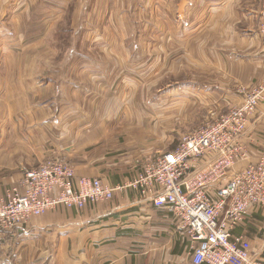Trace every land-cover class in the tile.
<instances>
[{"label": "crops", "instance_id": "1", "mask_svg": "<svg viewBox=\"0 0 264 264\" xmlns=\"http://www.w3.org/2000/svg\"><path fill=\"white\" fill-rule=\"evenodd\" d=\"M115 1L0 0V49L9 53L15 45L45 43L48 51L59 49L60 54L67 48L65 41L62 48L53 40L63 31L58 19L71 16L74 24L76 18H87L90 2H101L100 8L102 2L112 3L106 8L113 16L118 8L113 6ZM144 4V16L154 11L150 18L161 19L160 33L169 32V21L175 24L177 39L192 36L190 45L178 44L184 56L169 63L179 67L177 74L183 72V60H190L194 67L207 68L219 83L203 84L193 76L167 84V44L159 43V68L146 59L141 63L129 54L136 49L135 42L123 43L115 36L129 37V25L96 27L91 42L77 41L76 59L64 58L63 63L62 57L33 58L28 63L31 73L0 75V165L9 172L0 175L1 192L17 183L25 169L54 156L71 162L78 176L96 177L118 187L112 200L89 203L80 210L60 206L33 217L23 229L0 232V258L6 264L12 254L21 261L23 253L32 264L42 259L47 264H193L189 237L172 209L143 198L132 183L145 162L174 150L182 134L242 102L245 88L264 78V41L259 31L264 0H144ZM82 30L71 28L76 34ZM143 46L151 52L152 43ZM9 62L0 59L2 66ZM16 63V67L24 65L22 60ZM40 65H46V71L37 72ZM154 88L158 94L152 93ZM201 98L208 102L203 115L181 125L186 131L169 134V105L174 104L171 107L178 114ZM151 111L165 122L159 139L154 137L156 125L147 123ZM169 137H175L170 147ZM242 140L250 148L251 161H257L264 153V100ZM236 171L237 167L230 169L212 186L211 195L216 196ZM236 231L254 239L255 258L264 260V208L251 206ZM31 244L32 249H24Z\"/></svg>", "mask_w": 264, "mask_h": 264}, {"label": "built area", "instance_id": "2", "mask_svg": "<svg viewBox=\"0 0 264 264\" xmlns=\"http://www.w3.org/2000/svg\"><path fill=\"white\" fill-rule=\"evenodd\" d=\"M259 15L264 41V8ZM263 100L264 78L245 88L242 102L182 134L174 150L145 162L132 183L143 198L172 209L189 237L193 264H264L255 258L254 239L236 231L251 206L264 208V153L251 161L242 140ZM236 167L218 194L211 195V187ZM117 188L96 177L78 176L61 156L49 158L0 191V232L23 229L33 217L60 206L80 210L112 200Z\"/></svg>", "mask_w": 264, "mask_h": 264}, {"label": "rangeland", "instance_id": "3", "mask_svg": "<svg viewBox=\"0 0 264 264\" xmlns=\"http://www.w3.org/2000/svg\"><path fill=\"white\" fill-rule=\"evenodd\" d=\"M114 3L115 4L113 6L116 5L118 8H117V11L114 12L113 16H110V14L107 13V8H106L107 5L111 7L112 3L107 4V2H102L103 7L100 8L101 2H90L87 7V12H88L87 18H81V17H80L81 19L76 18L74 24L72 23L73 19L71 18V16L69 17L67 16L65 18L62 17L58 19L59 27H61L63 31L58 34H55L53 36V40L54 42H60V47H62L63 45L62 41H65V46L67 48V49L64 48L65 50L61 51L60 54H58L59 49H57L54 52L48 51L47 44L45 43L37 47H31L30 44L25 43L23 45L24 48L23 47L21 48V44L15 45L17 46V48H13L12 50H10L9 53H5L3 50L0 49V59L2 60L6 59V61H12V62H9L7 66L0 65V75H4L5 73H6L5 75H8L9 73H21V72H23V74L31 73V67L28 66V63L33 58H47V57L49 58V57H55V56L62 57V60L60 61L63 63L65 61L64 58L70 59L72 56H74L73 58L76 59L75 56H77V54L74 52L77 51L75 48L77 41L81 40L82 42H85V43L91 42L92 39L95 38L96 36L93 34V31L95 30V28L96 27L102 28L103 26L112 27L115 25V26H119L122 28L124 25H129V30H130L129 37L127 36V34H124V36L121 34H115V36L118 38V41L123 42V43H128L129 41L130 43L135 42L136 49L129 51V54H130V57H131V54L134 55L136 60H140L141 63L143 62L144 59H146L148 60V63L153 62L158 68L160 67L159 63L156 64V60L160 57L159 55L161 53V50L159 48L160 42L164 43L165 45L167 44V46H165V49H167V52H168V64L170 63V61H175L177 58H179L180 55L184 56L185 53H183V49L178 44L183 45V46L190 45L192 41V36L186 34L185 38L177 39L176 34L173 32V30H175V24H170L169 21L167 23L168 28L166 29V30H169V32L160 33L159 29L161 26V19L155 16L150 18L153 15L154 11L152 12L151 16L149 15L144 16L143 14V11L145 8L144 0H128L126 1V3H123V0H117ZM62 5L63 4H61V6ZM263 8H264V5L262 9ZM90 12H91V15H90ZM259 18H260V15H259ZM166 22L167 21L163 19L162 23H166ZM73 25L75 27L77 26V28L79 29H84L85 31L83 32L82 30L80 33H77V34L73 33L71 32V28L73 27ZM41 37H43V35ZM205 39H206V36H205ZM149 42L152 43V50L150 53L148 52L149 50L145 51L143 49L144 43L149 44ZM0 46H2V43H0ZM72 47H73V50L71 51ZM69 51L70 53H68ZM78 51L80 52V50ZM93 53H96V51H93ZM125 53L128 54V50H126ZM120 56L126 57L127 55H123L121 53ZM20 60L23 61L24 65L20 66L18 64V67H16V64H17L16 62H19ZM181 60H183V58H181ZM183 61L186 63L183 68V72H182L183 75L181 72H180L181 74H177L179 67L175 66V63H171L168 65L169 67H168L167 84L171 85L173 83H176L178 80H182V79L191 80L193 76L195 80H198L203 84H207V83L208 84H218L219 83V80L213 79L214 76H211L208 74L207 68L194 67L193 65H191L190 60H183ZM126 67L127 66H125L124 68L126 69ZM136 67L138 69L140 68V70L143 69L142 65H137ZM46 69H47L46 65H40L39 70L37 72L42 73V71L43 70L46 71ZM144 72L145 71H142V73ZM1 84H2V89H3V83H0V87H1ZM24 84H25V89H28L26 88V86H28L29 83L25 82ZM152 84L155 85V84H158V82L152 83ZM239 85L237 89L241 88L239 87ZM156 88L158 89V86ZM157 89L154 88L152 90V93L158 94ZM147 94H150V93L147 92ZM153 100L155 102V98ZM156 102L157 103L159 102L158 95L156 98ZM207 103H208L207 99L201 98V99L194 100V102L184 106L183 112L178 113V114L175 113L173 107H171L174 104L169 105V108H168L169 112L166 115L169 134L170 133L175 134V133L186 131L184 129H180L181 125L182 126L190 125L191 124L190 119L192 118L198 119L199 117H201L203 115V111ZM143 105H145V102ZM155 107L158 108L159 105L155 103ZM152 114H153V117L151 116ZM146 117L149 119L147 123H151V127H155L156 125L157 132H156V135L154 134V137H157L159 139L160 138L159 135H162V131H163L162 128L165 125L164 120L161 119L160 115H156L152 111L151 113L146 114ZM2 124L4 123L2 122ZM198 125H200V123L197 124L196 126ZM172 140H173V145L175 144L174 142L175 137L173 138L169 137L168 147H170V141ZM162 151L165 152L166 150L162 149ZM24 157L26 159L27 155H25ZM46 160H47V157H45L44 160H41L39 164ZM29 161L33 162L32 159ZM29 165H34V164L30 163ZM4 169L5 168L1 169V165H0V175L9 174V172H6ZM27 248L32 249L33 248L32 244L30 247H27V246L24 247L25 250H27ZM35 248H39V247L35 245ZM23 254H24L23 257L20 259L21 261L16 260L13 254H12L13 256L11 255V257H8L10 259V264H15V262L16 264H32V258L30 257L29 259L27 258L25 253ZM0 264H6L5 258H0ZM35 264H47V262H46V259H42L40 261H36Z\"/></svg>", "mask_w": 264, "mask_h": 264}]
</instances>
